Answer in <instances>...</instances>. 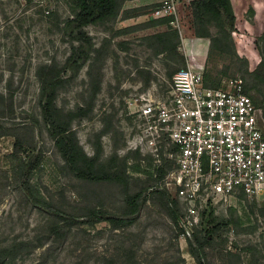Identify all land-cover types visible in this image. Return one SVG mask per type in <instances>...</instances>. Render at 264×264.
I'll return each mask as SVG.
<instances>
[{"label": "rangeland", "instance_id": "rangeland-1", "mask_svg": "<svg viewBox=\"0 0 264 264\" xmlns=\"http://www.w3.org/2000/svg\"><path fill=\"white\" fill-rule=\"evenodd\" d=\"M157 1L119 0L121 10L116 18L86 28L103 48L102 88L93 113L76 122L74 128L89 156L100 152L98 170L107 173L124 170L127 184L77 178L58 152L43 120L37 66L50 60L63 62L69 55L63 26L74 13L73 5L69 0H0V123L3 126L0 130V248L15 241L30 244L13 258L0 256V264H34L48 246L38 247V244L47 236L51 215L35 206L18 186L16 161L12 156L17 136L25 141L24 158L33 151L41 155L40 164L31 175L33 195L70 213L80 215L97 207L123 214L127 209V193L138 191L142 183L154 185L153 164H144L142 156L129 150L134 123L126 104L128 98L142 92V70H150L155 82L165 90L170 73L178 67L165 54L157 52L152 39L154 34L170 27L177 29L170 19L153 17ZM188 4L185 0L180 2L178 16L183 36L195 38ZM240 6H236L234 31L226 41L228 53L215 51L208 55L205 72L210 78L241 77L250 81L241 68V60H247L249 72L262 60L264 44L258 46L257 38L264 33V0H243ZM210 30L213 35L220 32L214 20ZM179 37V51L184 53L180 33ZM207 41L210 45V39ZM233 52L239 60L232 57ZM87 70L88 65L70 87L61 91L57 99L61 107L72 108L82 103L88 84ZM144 197L131 228L113 231L107 222L85 224L75 233L78 236L74 240L61 246L51 257L49 264H96L92 257L96 254L114 255L118 259L123 257L122 246L128 241L134 246L137 264H197L189 252L187 238L183 234L177 237L179 229L156 195L147 189ZM237 205V208L216 210V215L231 216L238 223L225 231L227 244L217 239L218 245L209 251V259L214 264H264V200L239 201ZM230 208L235 212H230ZM77 245L85 249L79 251ZM88 256L92 257L90 261Z\"/></svg>", "mask_w": 264, "mask_h": 264}, {"label": "trees", "instance_id": "trees-1", "mask_svg": "<svg viewBox=\"0 0 264 264\" xmlns=\"http://www.w3.org/2000/svg\"><path fill=\"white\" fill-rule=\"evenodd\" d=\"M69 1L74 7V13L64 22L63 35L70 46V53L63 62L58 60L41 62L36 70L40 84L39 105L43 120L58 152L77 178L94 182L121 183L123 181L128 184V176L124 170L111 173L98 170L100 152L89 156L80 144L77 131L74 128L76 122L87 119L93 113L95 102L102 88L100 62L103 48L97 45L86 28L103 20L116 18L120 13L121 3L119 0ZM251 9L254 12V8L251 7ZM188 10L191 14L194 37L210 39L208 55L215 51H220L223 54L228 53L226 41L231 38L230 33L234 31L236 22V14L231 0H191ZM166 19L171 21V18ZM212 20L220 29L217 35L211 33L210 23ZM152 39L157 47V52L165 54L168 59L178 64V67L170 73V77L178 69L186 67L187 57L179 51L180 37L177 29L170 27L154 34ZM262 42L264 44V33L257 38V45L261 46ZM232 57L239 60L236 52H233ZM241 62H243L241 68L250 78V81L245 80V92L264 111V54L262 53L261 62L251 72L248 71L247 60L243 59ZM86 65H88V84L82 103L76 104L72 108L61 107L57 102L58 96L61 91L70 87ZM204 74L207 85L220 87L221 77L210 78L205 71ZM141 75L143 84L141 91H145L152 86L155 78L150 70H142ZM2 128L0 123V130ZM24 142L17 136L12 153L16 161L18 186L26 192L35 206L43 208L51 215L47 236L38 244V247L48 246L34 264H49L51 257L53 259L54 255L60 251L61 246L72 239L74 240L78 236L75 233H79L85 224L107 222L113 231L131 228L138 218L142 203L145 201L144 192L150 188H155L152 191L153 195H156L160 206L178 227L177 237L181 234L184 235L176 216V214L181 215L182 213L179 201L171 199L163 191L157 189L165 175L163 168L158 170V177L154 179V185L142 183L143 185L138 191L127 193L125 197L127 209L123 214L93 207L87 209L83 214L76 215L44 198L33 195L30 184L31 175L39 166L41 155L33 151L24 158L22 155L25 151ZM230 212L235 211L230 208ZM234 221L231 216L216 215L214 210L203 212L199 224L193 227L190 236H186L189 242V252L197 264H214L209 259V251L218 245L217 239L222 240L223 244H227L228 240L224 234L230 227L238 223H234ZM128 243H123V257L116 259L114 255L101 257L96 254L92 256L94 257L93 261L96 264H137L134 260V246L131 241ZM28 244L23 241H15L10 246L0 248V256L13 258L26 249L28 246L25 247V245ZM76 248L79 251L85 249L80 245H77ZM92 257L88 256V260L90 261Z\"/></svg>", "mask_w": 264, "mask_h": 264}, {"label": "built area", "instance_id": "built-area-1", "mask_svg": "<svg viewBox=\"0 0 264 264\" xmlns=\"http://www.w3.org/2000/svg\"><path fill=\"white\" fill-rule=\"evenodd\" d=\"M180 2L160 0L152 15L171 18L184 44ZM204 71L187 62L165 90L154 82L126 104L134 123L129 150L153 164L154 178L164 169L157 189L179 201L185 238L203 212L264 200L263 108L245 92L243 78H223L212 87Z\"/></svg>", "mask_w": 264, "mask_h": 264}, {"label": "crops", "instance_id": "crops-1", "mask_svg": "<svg viewBox=\"0 0 264 264\" xmlns=\"http://www.w3.org/2000/svg\"><path fill=\"white\" fill-rule=\"evenodd\" d=\"M185 1L189 3L191 0H185ZM231 2L233 5L235 14L237 16L236 6L239 7L240 2H243V0H237L236 3L234 2V0H231ZM240 9H242V6H240ZM242 13H243V10H241V14ZM206 41H207L206 38L186 37V40L182 46V50L185 56L187 57V62L197 69H205V65H206L207 58H208V52H209V43L208 41L207 42Z\"/></svg>", "mask_w": 264, "mask_h": 264}, {"label": "bare ground", "instance_id": "bare-ground-1", "mask_svg": "<svg viewBox=\"0 0 264 264\" xmlns=\"http://www.w3.org/2000/svg\"><path fill=\"white\" fill-rule=\"evenodd\" d=\"M259 8V7H258Z\"/></svg>", "mask_w": 264, "mask_h": 264}]
</instances>
